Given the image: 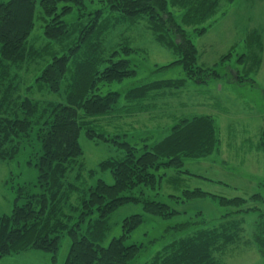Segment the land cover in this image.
<instances>
[{
  "label": "trees",
  "instance_id": "1",
  "mask_svg": "<svg viewBox=\"0 0 264 264\" xmlns=\"http://www.w3.org/2000/svg\"><path fill=\"white\" fill-rule=\"evenodd\" d=\"M39 3L46 38L63 44L77 34L62 54H53L35 83L39 90L59 92L62 84L69 81L68 103L50 101L42 105L27 95L14 98V84H8L0 96V159L15 158L36 124L42 144L35 163L37 181L19 186L12 211L0 216V258L35 248L47 250L55 257L62 238L69 235L71 245L65 264H140L138 258L149 245L127 240L144 222V216L133 214L124 218L121 235L104 246L101 242L109 231L110 215L124 204L139 201L152 215H177L178 210L168 203L146 195L150 190L158 197L164 180L178 177L171 171L190 175L183 169L184 158L206 157L217 151L218 126L211 115H189L166 128L159 140L146 139L141 145H134L126 140L127 133L110 134L97 125L100 118L149 110L148 103L161 90L179 89L188 80L207 82L220 77L215 69L197 64L198 50L187 27L197 34L206 32L213 23L210 22L217 20L221 0H100L101 6L94 9L85 0ZM36 6L37 0L0 3V67L6 73L8 66L42 53L27 46L35 27ZM170 7L183 10L181 19ZM75 8L78 16L68 22L66 16ZM142 17L161 43L181 55L165 67L182 63L186 76L142 82L120 93L111 85L137 75L128 58L137 49L122 45L105 57L102 41L113 27ZM82 132L89 139L120 146V157L107 158L97 168L87 169L90 179L97 169L110 170L112 183L102 178L88 180L81 171L73 179L69 177L72 164L84 154L80 144ZM254 146L264 150V129ZM258 184L263 190L249 197L227 198L200 188H183L181 194H172L182 202L211 197L226 210L209 222L197 212L193 218L168 228L171 237L141 264H216L215 254L239 241V226L247 223L245 216L251 213L256 215L250 222L252 239L264 255V178ZM162 238L165 236L149 243Z\"/></svg>",
  "mask_w": 264,
  "mask_h": 264
},
{
  "label": "rangeland",
  "instance_id": "2",
  "mask_svg": "<svg viewBox=\"0 0 264 264\" xmlns=\"http://www.w3.org/2000/svg\"><path fill=\"white\" fill-rule=\"evenodd\" d=\"M3 1L6 0H0V3ZM39 1L35 12V27L27 46L36 53H42L33 55L24 63L8 66L7 73L0 67V96L8 84H14V98L27 95L42 105L50 101L68 103L66 84L69 81L62 84L59 92L39 90L35 83L36 77L52 61L53 54H62L77 34L63 44L46 38ZM85 1L90 9L101 6L100 0ZM170 8L181 19L183 10ZM77 16L75 8L74 12L66 16V20L72 22ZM210 23L212 25L203 34L195 33L190 27L187 30L198 50L197 64L215 69L220 74L219 78L212 77L207 82L188 80L179 89L161 90L157 93L158 97L148 103L149 110L134 115L122 113L100 118L97 125L110 134L127 133L126 140L134 145H141L146 139L159 140L166 128L189 115L209 114L215 118L218 126L220 144L217 151L206 157L184 158L183 169L190 175H179L171 171V174L178 177L172 176L173 181L166 178L158 197L150 190L146 195L168 203L178 210L177 215L171 218L152 215L145 211L142 201L124 204L110 215V228L101 242L104 246L112 238L121 235L124 218L133 214L144 216V222L127 240V243L149 245L138 258L140 264L149 260L165 245V241L171 237L168 228L193 218L197 212L209 222L226 210L218 200L211 197L182 202L171 197L172 194H181L183 188H200L210 194L233 198L249 197L263 190L258 181L264 178V151H257L254 145L264 129V0H221L217 20L213 19ZM102 42V54L105 57L122 45L137 49L128 57L137 75L111 85V89L120 93L142 82L181 79L186 76L182 63L165 67L180 59L181 55L157 39L146 18L134 22L125 21L113 27L105 34ZM71 65L73 68L74 60ZM38 128L39 124H36L28 142L15 158L0 159V216L12 211L19 186L37 181L38 168L35 163L42 148ZM80 144L84 154L78 162L72 164L69 177L73 179L81 171L82 176L88 180L102 178L112 183L110 170L97 169L94 178L90 179L87 169L97 168L99 162L107 158L120 157V146L113 142L89 139L85 132L80 136ZM136 192L139 193V190ZM76 198L74 196V200ZM255 218L256 215L252 213L245 216L247 223L239 226V241L217 252L216 264H264V255L259 252L251 234L250 222ZM162 235L165 238L149 243ZM70 245L71 238L65 235L55 257L47 250L35 248L4 256L0 258V264H65Z\"/></svg>",
  "mask_w": 264,
  "mask_h": 264
},
{
  "label": "crops",
  "instance_id": "3",
  "mask_svg": "<svg viewBox=\"0 0 264 264\" xmlns=\"http://www.w3.org/2000/svg\"><path fill=\"white\" fill-rule=\"evenodd\" d=\"M207 115H209V114H207ZM257 151H264V150H257Z\"/></svg>",
  "mask_w": 264,
  "mask_h": 264
}]
</instances>
